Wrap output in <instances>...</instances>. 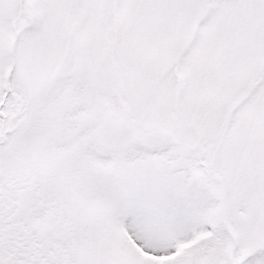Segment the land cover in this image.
I'll use <instances>...</instances> for the list:
<instances>
[{"label": "rangeland", "instance_id": "374dc122", "mask_svg": "<svg viewBox=\"0 0 264 264\" xmlns=\"http://www.w3.org/2000/svg\"><path fill=\"white\" fill-rule=\"evenodd\" d=\"M3 97L0 264H264V0H0Z\"/></svg>", "mask_w": 264, "mask_h": 264}, {"label": "water", "instance_id": "95a60500", "mask_svg": "<svg viewBox=\"0 0 264 264\" xmlns=\"http://www.w3.org/2000/svg\"><path fill=\"white\" fill-rule=\"evenodd\" d=\"M169 143V136L162 134H147L141 139V144L148 148H156Z\"/></svg>", "mask_w": 264, "mask_h": 264}, {"label": "trees", "instance_id": "16d2710c", "mask_svg": "<svg viewBox=\"0 0 264 264\" xmlns=\"http://www.w3.org/2000/svg\"><path fill=\"white\" fill-rule=\"evenodd\" d=\"M9 117V116H8Z\"/></svg>", "mask_w": 264, "mask_h": 264}]
</instances>
